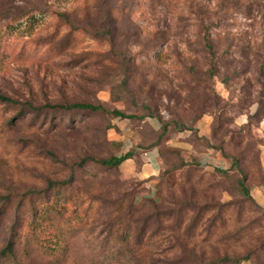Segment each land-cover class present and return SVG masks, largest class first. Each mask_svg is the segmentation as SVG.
<instances>
[{
    "label": "rangeland",
    "instance_id": "374dc122",
    "mask_svg": "<svg viewBox=\"0 0 264 264\" xmlns=\"http://www.w3.org/2000/svg\"><path fill=\"white\" fill-rule=\"evenodd\" d=\"M0 35V264H55L43 208L62 264L264 263V0H0ZM134 149L153 187L97 161Z\"/></svg>",
    "mask_w": 264,
    "mask_h": 264
},
{
    "label": "trees",
    "instance_id": "16d2710c",
    "mask_svg": "<svg viewBox=\"0 0 264 264\" xmlns=\"http://www.w3.org/2000/svg\"><path fill=\"white\" fill-rule=\"evenodd\" d=\"M61 15L66 16V14H63V13ZM67 19H69V18L67 17ZM2 36L3 35H0V41L3 40ZM0 101L12 103V104L17 103V101L15 99H13L9 96L3 95V94H0ZM47 106L48 107H61V108L91 109V110L100 109V106L89 104V103H73L70 105L55 104V105H47ZM114 113L116 116H120L123 118H132L133 117L131 115L125 114L124 112H122L120 110H114ZM207 148H214V146L208 145ZM135 156H136V150L134 149V150L126 152L125 154L115 155V156L100 159L97 161L99 163L105 165V166H108V167L119 168V167H121L122 163L125 160H127L129 158H134ZM159 156H160V153H159ZM160 159H161V156H160ZM229 159L233 160L232 165L230 167L240 169V167H239L240 166V159L238 157L229 158ZM200 164L203 166L204 162L202 160H200ZM161 170H162V160H161ZM221 171L224 172L226 170L221 169ZM160 173H161V171H160ZM251 177L252 176H250V174H248L246 176L242 175L241 179L239 180V183L242 187L244 194L252 199V197H253L251 194L252 188L255 185H260V184L264 183V178L256 182ZM68 184H69V181H65V182H62L60 184L53 185L52 188L58 187V186L63 187L64 185H68ZM49 211H50L49 208H43V209H37L36 210L35 218L32 221L33 231H32L30 241H35L38 244L41 243L42 246L45 248V252L53 259L55 264H62L65 261V259L63 260V254H62L64 252V248L66 245L65 240L62 239L61 237H59L58 234L55 235V239H53L49 242L46 240V238L42 239L40 236L41 233L48 231L47 226H45L42 223V221L44 220L43 217H46L47 216L46 213H49ZM51 211H56V208L51 210ZM261 243H262L261 248H263L264 247V241ZM14 255H15V242L13 240H10V242L8 243L6 248L1 251L0 256L7 258V257H13ZM226 260L227 259H224L223 261H226ZM261 264H264V263H261Z\"/></svg>",
    "mask_w": 264,
    "mask_h": 264
},
{
    "label": "crops",
    "instance_id": "0c3cea01",
    "mask_svg": "<svg viewBox=\"0 0 264 264\" xmlns=\"http://www.w3.org/2000/svg\"><path fill=\"white\" fill-rule=\"evenodd\" d=\"M210 128L204 131L202 134L209 136ZM221 161L222 164H228L227 161L214 148H207L202 155V161L210 163L213 160V156ZM141 162L137 164L136 159L129 158L125 160L121 169L124 170L128 178H136L144 181L149 187H153L157 181V177L161 171V159L156 149L146 151L140 156ZM252 196L264 207V183L255 185L251 190Z\"/></svg>",
    "mask_w": 264,
    "mask_h": 264
}]
</instances>
